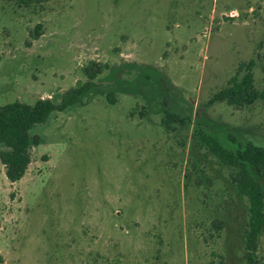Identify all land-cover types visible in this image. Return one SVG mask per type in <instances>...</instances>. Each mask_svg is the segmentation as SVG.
Masks as SVG:
<instances>
[{
    "label": "rangeland",
    "instance_id": "obj_1",
    "mask_svg": "<svg viewBox=\"0 0 264 264\" xmlns=\"http://www.w3.org/2000/svg\"><path fill=\"white\" fill-rule=\"evenodd\" d=\"M251 61L264 93V0H0V105L105 66L20 181L0 160V264H248V199L199 129L264 146V98L209 103Z\"/></svg>",
    "mask_w": 264,
    "mask_h": 264
},
{
    "label": "trees",
    "instance_id": "obj_2",
    "mask_svg": "<svg viewBox=\"0 0 264 264\" xmlns=\"http://www.w3.org/2000/svg\"><path fill=\"white\" fill-rule=\"evenodd\" d=\"M44 2L47 0H37ZM254 62L245 67L240 66L227 86L216 92L210 99L211 104L226 101L236 107H246L264 98L254 84ZM105 69L98 62H91L84 68L87 80L64 92L60 100L40 98L29 104L14 101L0 105V160L6 167V176L11 182L20 181L26 174L32 161V149L41 143V137L33 134L39 124H45L53 114L64 112L77 105L83 97L92 92L97 84L95 79ZM244 73L241 75V72ZM113 100V94L108 96ZM178 117L166 111L163 122L168 126ZM201 142L232 169V181L240 195L249 202V223L245 231V254L248 264H259L257 250L259 239L264 233V187L259 176L264 178V146L252 141L237 142L232 136L234 145H224L215 134L199 129Z\"/></svg>",
    "mask_w": 264,
    "mask_h": 264
}]
</instances>
